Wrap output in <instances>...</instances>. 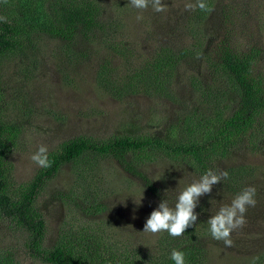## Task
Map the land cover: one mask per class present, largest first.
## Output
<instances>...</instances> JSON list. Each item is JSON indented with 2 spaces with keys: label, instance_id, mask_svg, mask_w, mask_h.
Here are the masks:
<instances>
[{
  "label": "rangeland",
  "instance_id": "rangeland-1",
  "mask_svg": "<svg viewBox=\"0 0 264 264\" xmlns=\"http://www.w3.org/2000/svg\"><path fill=\"white\" fill-rule=\"evenodd\" d=\"M4 1L12 3L13 15L23 18L29 11L27 0ZM93 1L101 27L90 38L77 32L70 45L32 31L24 34L18 48L0 57V120L19 133L9 159L14 189L41 169L30 158L40 145H46L49 154L82 137L102 143L118 136H155L176 143L183 127L200 119L204 123L213 115L206 91L217 86L227 92L216 65L230 50L241 56L257 51L252 76L264 84V0H204L207 11L186 10V4L196 0H162L165 10L159 13L151 6L136 9L129 0ZM49 2L41 4L43 9ZM163 49L183 58L166 69L167 89L162 93L141 75ZM238 102L235 94L225 96L220 102L223 114L216 111L210 128L212 124L215 130L231 117ZM196 110L204 117L192 116ZM151 152V158L137 161L132 171L110 157L97 158L91 172L76 163L62 166L36 201L47 225L46 245L55 244L71 216L78 218L71 199L85 208L83 194H88L97 209L82 213L83 222L99 225L104 237L150 259L158 254L166 232L143 229L161 200L174 206L178 193L209 169H245L240 179H222L200 198L193 228L206 249L204 264H264V114L257 130L232 148L214 151L206 171L165 150ZM249 186L256 189V205L248 208L244 227L232 232V247H226L212 238L207 221L221 204H230ZM26 238V233L0 220L1 251L9 250L15 264H45L25 255Z\"/></svg>",
  "mask_w": 264,
  "mask_h": 264
},
{
  "label": "trees",
  "instance_id": "trees-1",
  "mask_svg": "<svg viewBox=\"0 0 264 264\" xmlns=\"http://www.w3.org/2000/svg\"><path fill=\"white\" fill-rule=\"evenodd\" d=\"M45 1L27 0L30 8L22 18L15 13L16 16L11 14L9 10L12 3L8 5L4 0H0V57L18 48L19 43L24 41L22 37L25 33L39 31L63 39L71 45L77 39V32L81 37L88 39L101 27L98 20L99 7L93 0H50L49 7L43 9L41 4ZM230 51L223 54L225 58L216 65L225 77L227 92H220V87L217 86L207 90L206 94L210 96L207 100L211 106L208 111L213 115L207 116L204 123L200 119L196 124L183 127L176 143L155 136H118L102 143H94L86 137L76 138L63 143L57 151L48 154L49 160L52 161L51 167L41 168L28 183L14 189L9 159L19 133L13 126L0 120V220H5L15 229L26 233L25 255L45 264H174L170 257L175 249L184 253L185 264H204L206 249L201 246L200 236L195 233L193 227L175 238L166 232L158 243V254L150 259L140 250L130 251L104 237L99 225L90 227L83 222L82 213L97 209L88 194H83L87 197L85 208L74 198L71 199V203L79 209L78 218L71 216V220L60 230L55 244L47 246V225L36 201L46 183L67 163H76L81 169L91 172L96 166L97 158L110 157L132 171L131 166L137 161L150 159L151 151L158 149L185 158L191 161V164H197L195 166L198 170L206 171L214 151L232 148L246 133L257 130L259 119L264 114V84L252 76L257 51L247 56ZM171 53L167 49L155 53L148 73L145 71L141 75L144 81L162 93L167 89L163 84L169 76L166 69L183 58L182 54L175 56ZM209 67L213 65L209 63ZM195 85L198 86L199 83ZM231 94L239 98L232 116L215 130L212 129V124L210 128V122L217 117L216 111L223 114L220 102ZM192 116L204 117L197 110ZM186 121L188 122V118ZM244 170L229 169L227 178L240 179L239 176L243 175ZM68 198L67 195L62 196L65 201ZM0 264H15L9 250H0Z\"/></svg>",
  "mask_w": 264,
  "mask_h": 264
},
{
  "label": "clouds",
  "instance_id": "clouds-1",
  "mask_svg": "<svg viewBox=\"0 0 264 264\" xmlns=\"http://www.w3.org/2000/svg\"><path fill=\"white\" fill-rule=\"evenodd\" d=\"M129 4L140 10L149 6L159 13L165 10L162 0H129ZM186 10L199 8L207 11L208 6L204 0H196L195 4H186ZM31 160L41 168H49L52 161L48 158V148L40 145L38 150L31 155ZM226 171H213L209 169L199 180L193 181L176 197L174 206H170L167 199L161 200L158 207L154 209L144 224V233L157 234L167 232L172 237H180L189 228L196 225L198 215L195 212L202 196L210 194L214 185L220 184L222 179H226ZM256 189L253 186L244 188L237 194L230 204H221L214 215L208 219L209 231L213 239L223 241L226 247H232V232L241 229L246 224L245 214L249 207L256 205ZM174 264H185L184 253L173 250L171 257Z\"/></svg>",
  "mask_w": 264,
  "mask_h": 264
}]
</instances>
